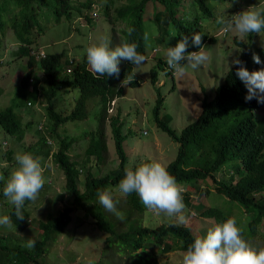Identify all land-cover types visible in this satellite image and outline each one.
Segmentation results:
<instances>
[{"label":"rangeland","instance_id":"rangeland-1","mask_svg":"<svg viewBox=\"0 0 264 264\" xmlns=\"http://www.w3.org/2000/svg\"><path fill=\"white\" fill-rule=\"evenodd\" d=\"M80 1L82 0H68L72 6L69 18L61 16L59 20H54V13L51 10L50 15H44L39 20V25H41L39 31L31 26L29 37L32 48L41 49L45 55L46 52L63 51L64 54L69 53L79 59L92 45L106 42L110 49L119 46L122 43L121 28H126L127 24L115 16V8L126 3L127 0H95V7L92 10L89 9L96 13L95 19L90 25L88 23L79 24L78 20L74 19L77 13L74 6ZM164 2L173 3V11H177L178 16L183 11L190 15L196 10L193 0H177L176 2L164 0ZM206 2L210 6V15L200 17L198 27L207 36L213 35L214 37V40L201 42L203 51L208 54L210 59L196 70L187 68L186 75L179 79L173 75V70L168 72L171 70L166 64L168 47H175L183 36L188 37V52L199 51V47L194 46L192 37L184 32L178 37L173 35L172 27L167 35L159 37L152 12L155 7L161 5L153 0H148L145 3L141 12L142 29L144 33H149L151 47H146L143 41L146 61L138 67L131 63L130 73L125 72L122 76H111L109 79L112 86L116 84V81H120L121 92L114 93L115 103L112 105L111 111L105 110L104 117L99 123L106 143V149L99 161L95 160L93 155H89L88 159L84 158V148L89 140V131H94L98 125L97 118L101 105L97 96L87 99V112L84 118L67 119L59 123L55 127L57 136L50 132L51 119L48 117L41 94L37 99L30 100V105L24 101L19 105H13L17 98L15 97L16 85L21 82L22 74L27 70L26 56L12 51L17 43L11 26L4 25L3 32L0 33V109L12 105L13 110L20 115L21 124L24 126L19 129V131H23L20 138L7 134L0 128V154L5 149H12L8 157L0 156V174L5 177V181H0V217L4 216L12 204L3 195L2 189L12 171L18 167L15 155L17 153L31 154L34 148L29 145L37 146V141H45L48 152L45 155L39 152L34 156L44 169L45 184L35 201H26L25 206L29 212L27 220L29 221H26L20 228L15 227L13 223L10 227L0 225L1 237L9 243L24 241L27 244L29 239L33 240L40 236L37 222L44 219L46 213L56 214L63 206L72 205L71 217L65 229L45 247L47 251L43 255V259L46 262L51 264H130L132 262V255L139 252L141 248L132 250L119 244L115 234H107L93 225L92 218L85 213L84 207L87 203L84 205L73 204L72 195L64 189L63 172L54 161L52 152L56 150L59 137H74L67 152L70 159L77 163L79 184L85 169L98 175L114 168L118 157L114 151L109 118L116 116L117 121L121 124V133L125 135L122 145L126 154V168L130 166L137 168L148 162H159L165 165L172 159L178 143L158 127L153 119L151 109L156 93L158 92L162 96L159 115L168 113L171 116L168 124L178 132L182 126L196 117L201 99L213 94L215 85L222 81L226 70L236 59L242 47L232 41V38L237 36L232 33L224 34L220 31L223 25L217 23L218 18L225 19L227 16H233L249 8L252 10L264 8V0H206ZM105 3L108 4L107 17L103 11ZM9 14L6 12L1 17H7ZM72 25L77 26V29L72 28ZM243 41L249 46L245 67L254 63L253 52L259 55L260 60L264 62V30L260 34H248ZM181 63L186 65V62ZM124 66H126V60L121 59L119 68ZM151 67L157 71V81H161L159 85L156 84L157 86H153L149 80ZM262 68L264 66L258 67L256 70ZM38 71V65L35 64L32 68V78ZM132 73H135L133 78L135 84L128 83L125 78ZM59 74L68 75L64 72L62 62L59 63ZM36 76L39 79L38 83H45L42 72ZM24 81L27 83L28 80ZM77 95V87L64 85L56 91L55 96L51 99V104L55 110L66 113L72 107ZM253 113L257 125L264 123V104L255 108ZM142 129H145L146 132L142 133ZM24 147L29 149H24ZM226 175L227 172L223 170L218 174V176ZM178 184L183 188V192L184 190L188 191V203L183 201L186 209L182 214L186 217L184 224L189 226L194 234L206 237L208 230L218 224L211 217L199 215L200 204L218 205L227 214V219L234 218L238 227L241 228V224L246 227V220L250 214L243 211L237 202L227 200L223 195L216 193L212 188L211 179L206 178L192 186L181 184V182ZM203 187H207L209 192H202ZM199 188L200 191H198ZM104 191L111 194L117 211L124 217L122 220L118 219L114 213L107 211L99 203V195L96 197L95 204H100L105 213L114 220L115 231L124 230L132 222L146 226L168 222L178 223V218L175 215L168 216L165 213L157 215L146 209L145 206L140 210L131 207L127 197L120 193L119 183L107 185L102 192ZM260 194L264 195V191ZM183 196H185L184 193ZM193 212L195 215H192ZM242 236L257 251L264 248V216L261 217L251 236L244 234ZM167 241L170 239L167 238ZM142 250L143 254L151 260L150 264H183L182 258L187 251L181 248L163 251L154 242H145Z\"/></svg>","mask_w":264,"mask_h":264},{"label":"trees","instance_id":"trees-1","mask_svg":"<svg viewBox=\"0 0 264 264\" xmlns=\"http://www.w3.org/2000/svg\"><path fill=\"white\" fill-rule=\"evenodd\" d=\"M161 6L155 7L152 12V18L161 35H167L171 29L173 35L181 36L185 34L192 36L188 32L191 30L189 16L183 11L180 16L173 11V3H165L164 0H153ZM176 2L177 0H172ZM196 4V10L193 14L196 23L200 16L210 15V6L206 0H193ZM148 0H127L126 3L115 8V16L122 19L127 24L126 28H121V41L135 43L138 45L137 51L143 55L142 39V10ZM91 0H82L74 6L78 14H83L84 19L90 25L95 19L86 8ZM85 8V9H82ZM72 6L68 0H0V32H3L4 25H9L13 29L15 40L19 43V54H30L29 43L31 39L28 35L29 27L36 24L40 30L39 20L44 15H50L53 10L54 20H59L61 16L69 18ZM108 4L103 6L104 15L107 17ZM6 12L9 16L1 17ZM110 20H112L110 18ZM113 21V20H112ZM114 24V22H113ZM112 24V25H113ZM87 25V26H88ZM199 25V24H198ZM133 28L131 36H128L127 29ZM77 29V26L74 27ZM199 29V27H198ZM115 28L113 29L114 33ZM200 35L204 37L200 30ZM202 37V38H203ZM237 45L242 46L237 57L245 62L249 54V46H245L243 41L235 40ZM61 52H46L43 57L34 59L29 55L27 58V70L22 74V80L15 88V97L13 105H19L23 101L37 99L41 94L45 100V108L48 117L51 119L50 132L57 136L55 127L67 119H81L86 116V101L92 96H97L100 102V112L97 118V127L94 131H89V140L84 148V158L88 159L93 155L95 160H100L103 151L106 149V143L103 138V132L99 127L100 121L104 117L105 103L114 93L120 92V88L115 89L110 85L111 76L96 78L90 72L83 68V64L77 63L73 71L68 75L59 74V63ZM236 57V58H237ZM127 63H131L127 61ZM37 64L45 77V86L38 84V78L33 76L32 84L28 87V77H32V67ZM264 66L253 63L246 67L249 72L255 71L258 67ZM239 65L231 64L226 70L221 82L215 85L213 94L209 97H203L200 101V109L196 117L187 122L176 132L168 122L171 116L168 113L159 115L162 96L157 92L152 106L153 119L158 127L168 133L173 140L177 141V149L174 157L165 165L166 170L174 176L175 180L185 185H194L198 181L211 179V185L216 193L226 197L227 200H233L239 204L243 211L249 213L246 220V227L241 224L242 235L251 236L256 225L264 216V123L257 125L254 118L253 108L260 105L254 98L246 101L247 88L236 75V68ZM155 70L150 69L151 80L155 79ZM64 85L77 87L78 95L70 110L66 113L57 111L51 104V99L55 93ZM109 125L114 144V151L118 157V162L114 168L102 173L94 174L89 169H85L84 175L78 182L79 169L76 161L70 159L68 147L74 140V137L67 138L61 136L58 139L57 147L52 152L53 159L61 168L64 177V189L72 195L73 204L87 205L84 207L85 213L92 218L93 225L100 231L107 234H115L116 241L128 249L141 248L135 252L130 264H150L142 248L145 242H154L163 251H169L173 248H187L194 242L198 236L194 234L190 227L185 224L174 222L160 223L155 226L140 225L139 223H129L124 230L115 231V222L103 210L100 204H95L98 193L107 185L118 184L125 176V169L135 170V166L126 168V154L122 145L125 135L121 133L120 122L116 116H110ZM21 117L13 110L12 105L0 109V128L3 132L20 138L23 134ZM37 146L33 147L31 153L34 157L39 152L44 155L48 152V146L45 141H37ZM24 149H29L24 147ZM12 152L11 148L5 149L0 156H7ZM150 163V162H148ZM221 170L226 171V176H218ZM79 184V185H78ZM3 191V189H2ZM200 191V188L199 190ZM202 192L208 193L209 189L203 187ZM183 201L188 203V191L184 190L182 194ZM131 207L142 209L144 205L136 193L125 195ZM26 204V201H25ZM23 206L22 212L24 220H19L15 216V205L12 203L4 216H9L15 227L20 228L27 220L29 214L26 206ZM199 215L211 217L217 223H223L227 220V214L218 205L200 204ZM72 205L63 206L56 214L46 213L44 219L37 222L40 230V236L33 240L36 241L35 247L28 249L26 243H9L0 236V264H51L43 259L46 254V245L53 241L57 234L61 233L68 221ZM130 222V221H129ZM240 223V222H239ZM167 238L170 241H167Z\"/></svg>","mask_w":264,"mask_h":264},{"label":"clouds","instance_id":"clouds-1","mask_svg":"<svg viewBox=\"0 0 264 264\" xmlns=\"http://www.w3.org/2000/svg\"><path fill=\"white\" fill-rule=\"evenodd\" d=\"M94 1L95 0H91L86 10L89 11V9L92 10L95 7ZM89 12L94 15V17L96 16L94 11ZM80 15L83 14L76 13L74 19L78 20L79 24L87 23L84 17ZM187 15L190 17L189 21L192 26L191 30H188V32L192 34V44L199 47V51H187V36H183L175 47H168L166 64L171 69L168 70V72L170 73L173 70V75L178 79L186 75L187 68L196 70L209 61L210 57L203 51L201 42L204 40H214L213 35L207 36L200 28L198 29L200 16L194 24L192 22L194 21L195 15H189L188 13ZM69 16H71V12ZM217 23L223 25L220 31L224 34L232 33L239 37L232 38V41L236 44L235 40L243 41L248 34H260L262 30H264V8H259L257 10L249 8L233 16H227L225 19L223 17L218 18ZM32 26L39 31L36 24L33 23ZM30 27L28 35L30 33ZM74 27L75 25H72V28ZM11 30L13 32L12 27ZM200 30L202 34H204V37L200 35ZM133 31V28H128V36H131ZM143 41L146 47H151L150 35L148 32H143L142 48ZM15 42L17 44L15 48H12V51L18 53L19 43L16 40ZM30 43V54L25 55L18 53L19 55L26 56L25 64L27 63L29 55L36 56L38 59L45 54L41 49L32 48ZM245 46H248V44H245ZM137 47L138 45L135 43L122 42L114 49H110L108 43L102 42L98 45L88 47L86 53L79 59L75 55H69V53L64 54L63 51H59L61 52L60 61L64 65V72L68 74L73 71V67L77 63L82 62L83 68L92 75H95L97 79L105 76V74L108 76H122L125 72L130 73L131 63L138 67L146 61L147 58L144 56V49L142 55L137 51ZM121 59L126 60V66L120 69L119 63ZM252 59L254 63H261L259 55L254 52L252 53ZM127 61L131 63L128 64ZM181 62H186V65ZM231 64L239 65V67L236 68V75L247 88L245 100L251 101L255 98L257 103H260V105L264 104V68L249 72L244 66V62L240 60L239 57L234 59ZM150 69L149 80L153 86H157L156 84L159 85L161 83L160 80L157 81V71L153 68L155 70V79L151 80ZM40 72L39 69L35 75ZM134 74L135 73H132L128 75V77H125L128 83H136L133 80ZM28 82V87H30L33 82L32 77H28ZM40 83L42 84L44 82ZM40 83L38 84L40 85ZM45 84L46 82L42 85L45 86ZM114 88H120L121 92L120 81H116ZM114 93L106 101L104 112L105 110L107 112L111 111L112 105L115 103ZM25 103L27 105L31 104L29 101ZM257 107H254L253 111ZM141 132L145 133L146 130L142 129ZM15 161L18 167L12 171L10 177L7 179L3 188V195L15 205V216L19 220H24L25 216L22 212V208L25 201H35L39 192L44 187V169L39 160L28 153H17L15 155ZM0 181H5V177L2 174H0ZM119 191L122 195L136 193L146 209L157 215L160 213H165L168 216L175 215L178 218V223L184 224L186 222V217L182 214L186 209L182 197L183 188L177 183L174 176H172L159 162L145 163L135 170L125 169V176L119 182ZM98 195L99 203L103 205L107 211L114 213L118 219L122 220L124 218L123 215L117 211L116 203H114L108 191L100 192ZM192 215H195V213L193 212ZM0 225L10 227L12 225L11 218L9 216L0 217ZM35 244V240L29 239L26 247L32 249L35 247ZM182 260L183 264H264V248L258 251L253 248L243 238L242 230L238 227L236 220L234 218H229L225 222L218 223L210 228L206 237H197L187 248Z\"/></svg>","mask_w":264,"mask_h":264}]
</instances>
